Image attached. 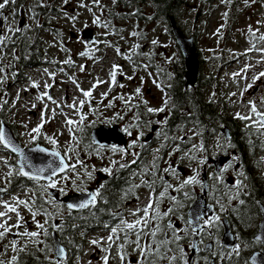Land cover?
I'll return each mask as SVG.
<instances>
[{
  "label": "rangeland",
  "instance_id": "1",
  "mask_svg": "<svg viewBox=\"0 0 264 264\" xmlns=\"http://www.w3.org/2000/svg\"><path fill=\"white\" fill-rule=\"evenodd\" d=\"M34 1L28 0L25 6ZM39 1L42 5L53 4L60 11V16L47 18L44 27L47 29H43L41 28V19L38 22L27 14V8H25V12L20 9V21L29 24L18 26L21 34L28 37L38 31L37 41H34L32 46L34 52L32 60L39 64L29 69H22L16 76L8 70V64L11 61L10 50L0 61L3 65L0 68L4 69L3 72H0V79L4 80L0 84V108H3L7 122L13 124L19 142L25 147L40 144L58 150L67 158L70 166L73 164L77 166L80 164L79 162H94L93 166L102 167L103 163H108L110 158L101 163L97 161L100 155L89 151L91 143L86 140L87 134L82 129L90 126L96 128L101 125L110 127L117 125L122 129L123 125H120L119 120L122 119L125 112L133 110L137 104V98L142 97L140 99L148 103L147 108H164V111L151 112L153 119L149 126L159 128L156 138L158 143L155 148L156 151H159L160 145L166 141L160 134L161 127L165 116L172 109V104L169 103L170 97L160 89L159 85L162 81L157 77L155 71L150 69L149 60L153 58V64H160L162 70L166 66L168 69L174 65L180 67L182 57L173 35L170 33V24L147 20L148 16L153 15L150 4L136 5L130 10H123L126 15H130L129 17L108 18L106 10L114 8L119 0L116 3H113V0H100L103 9L96 7L93 0H67V3L65 0ZM81 3L87 4L91 11L81 7ZM120 12L117 9L116 16L120 15ZM137 15L143 19H139ZM72 17L75 19L73 20ZM97 17L100 20L99 24L93 23ZM174 21L185 34L194 37L200 59L199 78L201 82L208 81L210 84L205 88L203 97L214 109L216 119L219 118L224 122L217 125L214 124L215 121L212 122L220 134L213 145L219 146L220 142L224 140L222 130L226 129L225 123L229 121L232 127L239 130L251 129L252 132L261 131L264 133L262 128L258 127L259 118L251 111V105L248 103L249 101L255 102L257 110L264 113V103H262L264 100V77H260L253 83V77L264 72V54L257 51V49H264V40L259 39L264 36V0H247V2L246 0H188L187 5L181 9L178 20ZM105 23L108 24L107 28L103 26ZM86 29L93 30L95 42L92 44L85 42L80 37V33ZM134 32L137 35L133 36ZM153 40L158 43L152 44ZM137 45L139 47H136ZM117 48L120 49L119 54L116 51ZM14 52L19 54L18 50ZM81 53L87 54L82 56ZM126 57H130V59ZM66 60H71L73 63H64ZM81 65L84 66L83 71H81ZM113 65H117L118 68L113 69ZM113 71L116 72L115 84L112 83L110 75ZM73 80L76 83H73ZM97 80L102 83L97 84ZM33 82L38 87H33ZM163 83L165 87H169L167 83ZM46 84L49 87H45ZM250 84L252 86L249 88ZM93 85H96L95 88ZM138 88L140 89L139 95L136 92ZM81 89L92 90V96L84 97ZM17 94H19V98H17ZM38 97H42V99ZM82 100L84 104L81 107L80 101ZM165 101H168L166 105ZM73 102L76 107H68ZM121 102L130 103V106H122ZM109 103L112 104L111 107L107 106ZM237 113L241 116H250L252 119L241 120L237 118ZM127 118L135 119L130 115ZM67 119L74 123L67 124ZM42 122L43 127L40 133H32L33 136H36V140L31 143L30 131ZM178 127L177 133L170 137L171 141L176 145L182 143L193 148L199 146L203 127H193L189 124ZM69 128L72 129L71 132ZM213 131V128L209 129V132ZM46 137L56 140V143L52 144ZM75 147L78 148V151L74 149ZM69 149L74 151H69ZM84 151L85 153L89 152L90 159L82 155ZM177 156L179 154L174 157ZM184 156H189V152L185 151L182 157ZM192 156L195 157L194 153ZM198 156L199 153L195 163L190 166H183L182 163H179V166L185 167V171L182 174L173 173L171 182L173 187L169 188L168 185L167 191L171 192L172 189L174 191L180 187L179 185H182L184 180L192 177L200 181L202 170L207 167L208 161L201 156L198 160ZM263 156L261 155V158ZM77 157L79 158L78 162ZM0 158H3L0 159V189H3L0 191V212L6 211L3 205L8 203L16 206L17 211L23 217L20 221L21 227L13 228L3 240H0V260L7 264L12 256H18L20 253L12 250L10 244L12 240L17 241L18 249L25 245H27L25 250L29 248L44 249L39 250L41 254L47 260L52 259V251L49 252L45 249L43 243L33 244L29 238L17 235L25 230L29 232L41 231L37 228L32 213L23 205L15 204L17 198L33 204L32 193L34 192L28 189L10 191L12 185L10 179L15 170L18 172V169H14L12 165L15 158L2 150H0ZM4 160H7V165L4 164ZM9 171H12L13 175L6 177L5 174ZM65 175L68 176V179H61ZM62 176L57 177L58 184L55 189L60 191L63 188L64 191L60 192L64 194L78 193L75 189L76 172L69 170ZM189 185L191 188L195 187L194 196L201 192L200 189L196 190V185ZM36 191H42L43 194L47 192L42 189H36ZM150 194L148 191L140 192L138 202L130 204L129 209L133 211L140 206L145 207L149 203ZM159 197L157 199L159 204H165L159 206L158 210L160 213H167L170 199L167 198L166 202L164 195ZM216 204V212L210 217L221 214V207L218 202ZM153 207H157L155 202ZM151 214L150 211L149 215ZM128 216L129 222L136 218L131 214ZM163 218L164 216L158 221L160 230L162 229L160 224L164 223L161 221ZM3 220H7L9 225L16 224V213L8 212L7 216L0 218V222ZM35 221L45 224V228H49L47 219L42 215L38 214ZM181 233L178 230V234ZM109 234L107 231H98L87 235L86 245L81 254L72 259L73 264H104L102 258L106 255L109 257L108 264H119L118 249L115 244L107 252L102 250L103 247H108L107 237ZM36 239L47 243V238L43 235ZM93 240H100L101 246L93 245L91 243ZM202 261L203 259L195 260L194 264H199ZM218 261L219 259H217Z\"/></svg>",
  "mask_w": 264,
  "mask_h": 264
},
{
  "label": "flooded vegetation",
  "instance_id": "2",
  "mask_svg": "<svg viewBox=\"0 0 264 264\" xmlns=\"http://www.w3.org/2000/svg\"><path fill=\"white\" fill-rule=\"evenodd\" d=\"M28 0H19V4L17 6V3L11 4L9 3L3 10L2 15H0V35H4L6 37H9V42H7L6 47H3L2 51H0V61L1 58H5V54L8 53V50H10V63L9 65V72L13 75H17L19 72V60L17 58V53L14 51H19V41L17 39L22 36L21 32H12L9 33L6 31L7 28H18V26H27L28 23L24 21H20V9H22V12H25V8H27V14L30 15V7L31 3L26 4ZM209 1V0H208ZM2 2V0H0ZM34 4L40 5L39 0H35ZM48 6V5H47ZM7 17V20L4 19V17ZM153 16V15H152ZM22 17V16H21ZM154 21L159 22L162 24V17L157 15L154 19ZM4 51V52H3ZM181 62V61H180ZM181 64V63H180ZM0 66L3 65L0 63ZM177 66V65H176ZM182 67V64L180 65ZM179 66H177L178 69H180ZM21 69V68H20ZM8 72V73H9ZM179 72V71H178ZM173 77H179L178 73H173ZM148 94V93H147ZM140 98H137V104H135L134 109L127 111L122 116V119L119 120L120 125L122 126V130L125 133V143L122 145H108L104 147H99L95 144H91V147L89 151L92 153H97L100 155V158L97 159V161L103 162L107 161L106 159H109L108 163H103L102 167L99 166H93L94 162H83V164H79L76 167V190L78 193L81 192H88L89 190H92L95 192L97 189L100 190V192L103 190V188H100L101 185H104V182L110 178L115 177L122 172L124 173L125 178L130 177L131 183L135 187L136 185H139V187H135V195L132 198V200H129L128 202H125L124 207L119 208V211L122 213V217L126 220L129 219L128 214H131V210L129 209L130 204H136L138 202L139 194L142 191H148L151 193L153 201H157L158 197L161 198V193H164L168 190L167 186L169 185V188L173 187L171 186L173 173H184L185 167L179 166V163L183 164L182 155L185 151L189 152V156L194 153V158H197V155L199 153V156L205 157L207 159L206 168H203L201 179L198 181V183H193L196 185V190L200 189L202 191L201 180L203 173H206V184H208V190L206 193V200L208 205H212L214 207V212H216L217 204L219 203V207L223 206V210H221V214L217 215L219 217V221L222 224V220L225 219L227 221L229 230L234 234L235 241L237 245L239 244V240L237 237H246L250 236V241L257 245L260 242L254 240V236L257 234L258 231V224L261 220V213H260V206L264 205V134H262L261 131L259 132H252V142H256V146L260 147V153L257 155V159L259 160V164L254 166H249V169L247 166H245V163L242 164V161L239 159L238 151L236 146L237 141L236 139L232 141L231 133H229V139L223 140L220 142V145L218 146L213 145V143H216L215 139H218L219 130L214 129L213 132H210L209 141L205 142L203 138L201 139V142L198 147L193 148L189 145H183L185 146V151L181 152L178 149V144L176 145L175 142L171 144L170 143H163L160 145L159 151H156L155 148L157 147V132L158 127H149L152 122L151 112H148L147 104L144 103ZM135 117L134 120H131L127 118L128 116ZM260 119V117H258ZM128 119V120H125ZM126 121V122H125ZM143 124V125H142ZM251 130V129H250ZM262 131H264V128H262ZM131 133V135H129ZM133 141H135L134 147H129L132 145ZM91 143V142H90ZM212 145V147H210ZM113 148H123L125 149L124 153H121L119 151L113 152ZM188 148V150H186ZM76 151H78V148H74ZM192 150V151H191ZM145 153H148V158L146 161L147 168L149 170H153L155 168L154 163H159L158 168L160 169V175L161 179H163L162 183H159L158 180L151 179L150 185L148 189L144 187L145 183H142V181H145V165L143 163V155ZM177 157H174L175 155H178ZM85 158L90 159L89 152L82 154ZM91 155V154H90ZM261 155L263 158H261ZM198 156V160H199ZM227 157L229 158V162L227 164H222L220 167L219 173H216L214 171V160L219 157ZM78 158V157H77ZM135 160V163H131V161ZM79 161V158L77 162ZM177 161L178 163H176ZM115 162V163H113ZM127 164V167L120 168L119 165ZM92 164V165H91ZM184 166V165H183ZM104 168H111L112 173L109 175L107 172L101 171V169ZM182 168V170H180ZM248 169V170H247ZM174 170V171H173ZM243 172L244 176H241L240 173ZM86 173H91V179L88 178ZM154 174V173H153ZM107 176V177H106ZM246 177V179H245ZM240 180L242 181L244 187L240 188L239 191L236 188V181ZM77 185L80 187L78 188ZM189 185V184H188ZM219 186V200H217V196H215L214 193V186ZM195 188V187H194ZM194 188H192V191L194 193ZM82 189V190H81ZM171 196L173 197V189L171 192L167 191ZM236 197L235 199H231V197ZM138 197V198H137ZM195 201L197 197V193L194 196ZM167 196L164 197L165 201L167 202ZM261 198V200H260ZM244 200L245 203L241 205L239 203V200ZM192 202V203H193ZM165 204V203H163ZM162 204V205H163ZM158 203V207L162 206ZM189 207V206H188ZM143 206H140L138 209H143ZM89 209V208H85ZM82 209V210H85ZM189 209V208H188ZM187 209V210H188ZM135 210V209H134ZM87 211V210H86ZM140 216H143V212L139 213ZM252 215L259 216V219L255 224H253L251 229H247V222L246 219L251 220ZM120 216V217H121ZM186 218H187V212H186ZM136 219V218H135ZM173 220V221H172ZM187 220V219H186ZM207 220V218H205ZM188 221V220H187ZM171 223L173 224L174 229L177 231L179 230L182 232V237L186 235V231H191V228L189 225L185 227L184 224H182L180 221H177V219H169L167 224ZM164 225V223L160 224ZM113 226H120L119 222L117 225H109V228H101L104 232L110 233V227ZM157 226V221H152V223L149 225V227H155ZM159 226V224H158ZM161 226V228H162ZM160 228V226H159ZM223 228V225H222ZM203 229V230H200ZM199 229V235L197 237L196 243H197V250L192 253V245L193 243V235H191L190 240L186 243L184 248V252H186L187 261L188 264H194L195 260L203 259L204 264H207L212 257L215 258V255L213 254V242L210 240V236L213 234V231L210 230V227L204 228V220L202 221V226ZM163 230V231H162ZM51 232V231H49ZM93 231L86 234V236ZM223 233V232H222ZM157 234H162L165 238H167L173 234L172 230L168 229L166 226L165 228H162ZM123 232H120L121 238H123ZM222 237V235H221ZM220 237V239H221ZM115 239V237H114ZM130 240H135L134 235L129 236ZM247 246L254 247L252 243H247ZM245 242H243V246ZM121 243L120 240H116L115 245H119ZM141 245L150 244L153 243V241L149 237H144L141 239ZM191 245L189 246V244ZM209 245H211V250L209 249ZM241 246V245H240ZM104 248V247H103ZM136 248L133 244H126L124 247V255L125 260L123 261V264H138L139 260L141 259L139 250H134ZM262 248V245H261ZM259 248L258 250H261ZM257 250V251H258ZM190 253V254H189ZM210 254L211 256H208ZM117 258H119V255H117ZM205 258H207L205 260ZM69 258H67L68 260ZM120 260V258H119ZM119 264H122L121 260L119 261ZM199 264H202L201 262Z\"/></svg>",
  "mask_w": 264,
  "mask_h": 264
},
{
  "label": "trees",
  "instance_id": "3",
  "mask_svg": "<svg viewBox=\"0 0 264 264\" xmlns=\"http://www.w3.org/2000/svg\"><path fill=\"white\" fill-rule=\"evenodd\" d=\"M188 0H119L118 4L114 8H108L106 10V15L108 18H120V17H129L130 15H126L123 10H130L134 5H143L146 3H151L153 7V17H148L147 20H154L157 15L162 17L164 23L169 22V19L172 18L174 20H178L179 13L181 9L187 5ZM17 4H19V0H17ZM30 14L31 16L39 22V19L42 20V27L44 28L46 24V20L48 17L59 16L60 11L56 9L53 5L49 7L36 5L34 3L30 4ZM119 9L120 15L116 16V10ZM139 19H142L138 17ZM36 33V34H35ZM38 31H35L32 35L22 36L20 37V59L19 66L20 68H28L33 65H38L39 63L34 62L32 60L34 56V52L32 51L33 42L37 41ZM198 56V55H197ZM200 60V59H199ZM152 63V61H151ZM182 67L178 69L172 66L173 72L178 73L179 77H173V73L171 69L168 67H164L166 72H163L159 65L151 66V69L155 70L161 80L168 81L170 87L167 89V93L170 95V103L172 104V109L168 115H166L164 123L161 127L160 134L162 137L166 139L165 143L173 142L170 137L176 134L178 131V126L184 125H192L203 127L202 138L205 142L209 141L210 132L209 129H216L217 127L213 126L214 124L224 123L221 119H216L214 114V109L211 108L209 103L206 102V99L203 97V93L205 92V88L210 86L208 81L201 82L199 76L198 81L193 87H186L185 80V69L183 67V60L180 62ZM180 64V65H181ZM179 66V65H178ZM169 70V72H168ZM179 71V72H178ZM0 121H4L6 123L7 120L4 116L3 108H0ZM230 121L226 122L225 125L228 127L229 132L231 133L232 141L236 139L237 141V151L239 159L242 161V164L245 163V166L249 169V166H256L259 164V160L257 159L258 153H260V147L256 146V142H252L253 136L252 130L250 129H237L230 125ZM11 127H13L10 123H8ZM143 125V124H142ZM86 132V131H85ZM90 131H88L89 134ZM87 133V132H86ZM89 142V140H88ZM178 149L181 152L185 151V146L182 143L178 144ZM148 153L143 155V163L145 165V183L144 187L146 189L150 188L151 179L158 180L159 183H162L163 179H161L160 169L158 168L159 163H154L155 168L153 170H149L147 168V158ZM188 157V158H187ZM183 165L190 166L195 163L196 159L191 156H184ZM13 166L15 167V163L13 162ZM247 169V170H248ZM154 173V174H153ZM12 185L10 186V191H22L25 188L32 190L35 195L32 198V203L34 208H39L41 205L48 212L52 213L51 217H46L42 213L44 218L48 221L49 229L48 231H54L57 234V237L60 238V241L64 248L68 253V260L64 261L63 264H73V258L77 257L83 251V247L86 244V234L94 231L96 229L104 228V225H117L120 220V216L122 215L119 208L124 207L125 202L132 200L135 195V187L131 183L130 177L127 179L124 176L122 170L115 177H110L104 182L103 190L101 191L102 198H98L97 203L94 207L89 209H85L79 212L68 211L67 208L60 202H55L50 198L48 193L43 194V192H37L36 189L41 190L39 182L26 180L24 178H20L17 172H14V175L10 179ZM195 185V184H194ZM179 188L174 189L173 197L167 191L164 192V197H168L170 199V204L168 210L173 209L172 212H168L167 215L161 220L164 222L162 228H165L169 219H177L182 224L187 227L188 223L186 220V212L188 206L193 202L194 194L191 188V185H186ZM131 189V191H129ZM187 193V195H185ZM214 193L217 196V200H219V186H214ZM261 200V198H260ZM87 210V211H86ZM118 214V215H117ZM259 216L252 215V219H246L247 229H251L253 224L257 222ZM63 225V231H58L51 227V225ZM210 230L213 231V234L210 236V240L213 242V254L216 259H219L217 264H248L247 259L248 256L261 248V244L254 245L256 243H252L250 241V236L237 237L240 241L239 244V254L232 250H228L225 247H222L219 240L222 235V224L218 220L215 222V225L210 227ZM189 232L188 230L186 231ZM173 234H171L168 238L170 239ZM184 238L179 241V244L185 248L186 243L190 240L191 235H184ZM157 240L165 239L162 234H157ZM247 243H252L254 247H250L246 245ZM243 242H245L243 246ZM47 244L52 246V240L47 237ZM167 247L175 248V244L168 245ZM163 250V249H162ZM180 256L179 252H169L168 256L171 255ZM186 254V252H185ZM188 255H186L187 258ZM208 256H211L208 254ZM150 259L155 260L156 264H169L167 258L159 259L157 257H151ZM18 264H50V259L47 260L39 250H35L29 248L25 250V252H21L17 256ZM204 264V262H201ZM175 264H184L183 260H178Z\"/></svg>",
  "mask_w": 264,
  "mask_h": 264
},
{
  "label": "snow or ice",
  "instance_id": "4",
  "mask_svg": "<svg viewBox=\"0 0 264 264\" xmlns=\"http://www.w3.org/2000/svg\"><path fill=\"white\" fill-rule=\"evenodd\" d=\"M117 0H113V3H116ZM247 2V0H246ZM15 4L16 0H2V2H0V15H2V10L9 4ZM65 3H67V0H65ZM93 3L96 7H100L101 9H103V6L100 4V0H93ZM43 6V5H40ZM81 7H85L88 8L89 11H91V8L88 7L87 4L85 3H81L80 4ZM5 20H7V17H4ZM72 19L74 20L75 17H72ZM93 23L99 24L100 20L97 17L96 19L93 20ZM39 26V25H38ZM87 26V25H85ZM105 28L108 27V24L105 23L103 25ZM7 32L12 33V32H18L20 31V29L18 28H12L9 27L6 29ZM251 32V29L249 30ZM254 34V33H253ZM133 36L137 35V33H132ZM9 37H6L4 35H0V51H2L3 47H6L7 42H9ZM259 39L264 40V36H261ZM158 41L153 40L152 44H157ZM136 47H139V45H137ZM117 53H120V49L117 48L116 49ZM257 51H260L262 54H264V49H257ZM87 53H81V55H86ZM129 58L130 57H126ZM64 63L67 64H72L73 62L71 60H66ZM146 67V66H145ZM118 68L117 65H113V69ZM84 70V66L81 65V71ZM4 69L0 68V72H3ZM47 71V70H45ZM51 75V74H50ZM111 79H112V83L115 84L116 83V72L113 71L111 74ZM260 77H264V72L259 73L258 76L253 77V83H255L256 80H258ZM129 79H131V77H129ZM4 82L3 79H0V84H2ZM73 83H76L75 80H73ZM102 83V81L97 80V84ZM33 87H38V85L33 82L32 84ZM96 85H93V88H95ZM121 87H123V85H120ZM252 85H248V87L250 88ZM45 87H49V85H45ZM77 87L79 88V85L77 84ZM247 90V89H245ZM83 96L84 97H91L92 96V90H88V91H84L82 90ZM137 94H140V89L138 88L136 90ZM45 95H47V93H45ZM102 95H106V94H102ZM235 95V94H233ZM17 98H19V94H17ZM40 99H42V97H38ZM121 99H123V97H120ZM49 99H51V97H49ZM5 103H7V101H5ZM53 103H55V101H53ZM145 104H147V101H144ZM168 103V101H165V105ZM251 105V111L257 116L260 117L259 121H258V127L260 128H264V113H260L255 105V102L253 101H249L248 102ZM262 103H264V100H262ZM84 104V101H80V106L82 107ZM108 107H111L112 104L109 103L107 105ZM33 107H35V105H33ZM68 107H72L75 108L76 104L75 102H73V104L68 105ZM148 112H159V111H164V108H160V109H153V108H148L147 109ZM122 118V117H121ZM237 118L241 119V120H251L252 118L250 116H241L239 113H237ZM42 119H43V115H42ZM81 119L83 120V117H81ZM66 123L71 125L74 122L70 119L66 120ZM43 127V122L41 124H39L36 128H33L30 133L29 136L31 137L30 142L34 143L36 140V136H33L32 133H36L39 134L41 128ZM69 131L71 132L72 129L69 128ZM264 134V133H262ZM129 135H131V133H129ZM47 139H49V141L52 144L56 143V140L52 139L51 137H46ZM135 141H133L132 145H130L129 147H134L135 146ZM0 147L4 148V149H8L11 152L16 153L22 163L20 164V168L18 171L19 175H23L25 177H28L30 179H32L33 181L39 182L41 179H46L48 181L47 184H42L40 185V188L42 190H44L45 192L47 191L48 188H56L58 181L53 179V177H55L57 175L58 172L63 173L66 172V170H71V171H75L76 170V165L73 164L71 166L67 165L64 161V158L61 157L59 160V164L57 167H53V163L54 161H49L45 166H37L34 165L31 161V159L19 148L16 146V144L14 143V141L8 136V134L5 132V129L3 127L2 122H0ZM33 151H39L41 153L46 152L47 150L44 148H40L37 147L36 149H33ZM69 151H74L73 149H69ZM113 152L119 151L121 153L125 152V149L120 148H113L112 149ZM51 156L53 157H60V153L57 151H52L50 153ZM3 159V158H0ZM136 161L133 160L131 161V163H135ZM81 165L83 164V162H79ZM115 163V162H113ZM4 164L7 165V160H4ZM127 164H123L121 163L119 165L120 168H124L127 167ZM25 169H30L31 171H27ZM101 171L107 172L109 175L113 174L112 173V169L111 168H104L101 169ZM174 171V170H173ZM45 172H49V175L47 176H43L42 174ZM88 178L91 179V173H86ZM6 177H11L13 175L12 171L7 172ZM241 176H244V173L241 172L240 173ZM61 179H68V176H62ZM246 179V177H245ZM73 183L75 184V181H73ZM142 183H147L146 181H142ZM193 183H198V181L195 179V177L186 179L183 181L181 187H184L188 184H193ZM236 188L239 191L240 188L244 187L242 181L237 180L236 181ZM77 187L79 188L80 186L77 185ZM104 186L101 185L100 188H103ZM135 187H139V185H136ZM82 190V189H81ZM0 191H3V189H0ZM60 191H64L63 188L60 189ZM131 191V189L129 190ZM32 195L34 196L35 193H32ZM161 196L164 195V193L160 194ZM187 195V193L185 194ZM89 199L79 203L78 205H73V204H68L67 205V209L68 210H72L74 207L80 208V209H85V208H89L94 207L97 203L98 198H102V194L100 192L99 189H97L95 192L89 193L88 194ZM138 198V197H137ZM236 197H231V199H235ZM157 207L154 208L153 204L154 201L151 198V194H150V198H149V203L143 208V209H135L131 212V215L136 217L135 220L129 222L128 220H126L125 218H123L122 216L120 217L119 220V225L120 226H113L110 227V234L107 237V241L108 243V247L107 248H102L103 251L107 252L109 248L112 247L113 244L116 243V240H120L121 243L119 245H117V255H119V258L123 264V261L125 260V255H124V247L126 244H133L136 246V248L134 250H139L141 259L139 260L138 264H156L155 260L150 259L151 257H157L159 259H165L167 258L169 261V264H175V262H177L178 260H183L184 264H188L187 258H186V254L184 252L183 247L179 244V241L181 239H183L184 237H182L181 235L178 234V231L176 229H174L173 224L168 223L166 225V227L170 230H172L173 235L172 237L169 239L166 238L162 239V240H157V233L160 231V228L158 226V221L162 216L167 215V213H160L158 210V201H155ZM239 203L241 205H243L245 203L244 200H239ZM15 204L18 205H23L25 208H27L31 213H32V217L34 222H36L37 224V228L40 229V232L37 231H22L20 233H17V235L23 236V237H27L29 238V241L33 244H37V243H43L45 245V249H47L49 252H51L52 246L47 244L45 241H41V240H37L36 238L40 237L41 235H43L45 238L50 236V233L48 232L47 228H45V224L39 223L38 221H35V217L38 214H43L46 217H51L52 213L48 212L46 209L43 208V206L41 205L39 208H34L33 204L29 203V201L27 200H20V199H16ZM3 207L6 209L5 212H0V218H3L5 216H7L8 212H15L16 216H17V223L16 224H12L9 225L7 220H3L2 222H0V240H3L6 235L12 231L13 228H19L21 227V223L20 221L23 219V217L20 215V213L17 211V207L13 206V205H9L8 203H4ZM221 210H223V206H221ZM151 211V215H149ZM173 209H169L168 212H172ZM261 211H264V208L261 209ZM143 212V216H140L139 213ZM118 215V214H117ZM8 219H11V217H8ZM204 216L202 214H197L195 216L194 219L190 218L187 223L188 225L191 227V231L186 233L188 235H199V231L197 229V227H193L192 225L196 222V221H200L203 220ZM219 217L217 216H212L207 220H204V228L207 227H212L215 225V222L218 221ZM152 221H157V226L155 227H149V225L152 223ZM45 223H47V221H45ZM52 228L58 230V231H63V225H51ZM105 228H109V225L105 224L104 225ZM203 230V229H200ZM120 232H123V238H121L120 236ZM130 235H134L135 236V240H130L129 236ZM115 237V239H114ZM144 237H149L153 243L150 244H145V245H141V239ZM256 241L260 242V244L262 246H264V237L262 236H257L255 237ZM91 243L97 247L101 246V241L100 240H93L91 241ZM12 250L14 252H23L25 251V248L27 247V245H25L24 247H20L19 249L17 248V241L16 240H12L10 241ZM171 244H175L176 247L173 249L171 247H167L168 245ZM192 247L195 249L197 248V244H193ZM163 249V250H162ZM38 250H44V249H38ZM233 251L236 252L237 254H239V245L234 246ZM172 252H179L180 256L177 257V255L173 254L171 256H168L167 253ZM55 253L56 256L58 257V259L56 260H52L50 258V264H63L64 259L66 257V251L64 249L63 246H59L55 249ZM104 264H108V260L109 257L106 255L103 258ZM207 258H205L206 260ZM0 264H5V261L0 260ZM7 264H18V260H17V256H12L11 260L7 262Z\"/></svg>",
  "mask_w": 264,
  "mask_h": 264
},
{
  "label": "water",
  "instance_id": "5",
  "mask_svg": "<svg viewBox=\"0 0 264 264\" xmlns=\"http://www.w3.org/2000/svg\"><path fill=\"white\" fill-rule=\"evenodd\" d=\"M169 23H170V31L175 40V44L179 48L181 57H183V61H184L183 66L185 69V80H186L185 86L193 87L195 83L197 82V77H198V72H199V68H198L199 59L196 53V47L193 43V37L192 36L187 37L182 32L181 28L177 26L176 22L172 18L169 19ZM81 38H83V40L87 43H90V44L93 43L95 41V38L93 37V30L86 29L85 31L81 33ZM2 124L8 136L14 141L16 146L19 147L31 159L34 165L45 166L49 161H54L53 167L58 166L60 158L63 157L61 154H60V157H53L50 155V153L54 150H51L47 148L46 146H42L39 144L32 145V147H24L20 145L19 141L13 134L11 127L4 122H2ZM222 133H223V137H225V140H228L230 138L229 131L227 128L224 129ZM90 137H91L92 142L100 147L114 145V144H117L120 146L125 143V133L119 130L117 126H113L112 128L101 126V127L92 129L90 132ZM37 147L44 148L47 151L44 153H41L39 151H33V149H36ZM4 151H6L7 153H10L11 155L15 156V158H17L16 166L19 169L20 164L22 163L20 157L16 153L11 152L8 149H4ZM64 161L66 163L65 158H64ZM228 162H229V158L227 157H222V156L217 157L214 160V171L216 173H219L218 171L220 170V167L222 166V164H227ZM25 170L31 171L30 169H25ZM67 171L68 170H66V172ZM66 172H63V173L58 172L57 175L53 177V179L57 178V176L63 175ZM42 175L47 176L49 175V172H45ZM20 176L25 179L32 180L23 175H20ZM39 182L48 183L46 179H41ZM201 185H203L201 193L197 195L195 201L188 207L189 209L187 210V218H186L187 220H189L190 218L194 219L197 214H202L204 216L203 220H205V218L209 217L214 211V207L211 204L208 205L207 200H206V193L208 190V184H206V173H203L202 175ZM48 191H49V194L53 198L58 200L57 199V196L59 193L58 190L51 188ZM89 193H92V191H89L88 193H81V194H78V193L69 194L59 199V201L62 202L66 207L68 204L78 205L79 203L89 199V196H88ZM258 205L260 206V213H261L262 218L258 224L257 234L254 236L255 241H256L255 237L257 236L264 237V211H261V209L264 208V205H261L260 203ZM79 210H82V209L77 208V207H74L72 209V211H75V212ZM203 220L196 221L192 226L197 227L199 231V229L202 226ZM222 223H223V233H222V237L220 240L221 245L226 247L227 249H232L235 246L237 241H235L234 234L231 232V230H229L227 221L223 219ZM197 237L198 235H195L193 237L194 244H197L196 243ZM51 238L53 240V246H52L53 258L54 260H56L58 259V257L56 256L55 249L63 245L61 241L59 240V238L56 236L55 232H52ZM196 250L197 248L195 249L192 248V253H194ZM208 250H211V245H209ZM66 258H67V251H66L65 259ZM214 262H215V259L212 257V259H210L207 264H214ZM248 263L249 264H264V246H262L261 250L255 251L252 254H250V256L248 257Z\"/></svg>",
  "mask_w": 264,
  "mask_h": 264
}]
</instances>
